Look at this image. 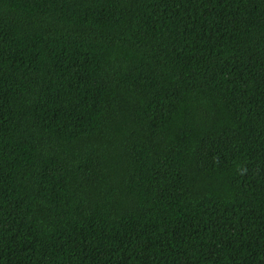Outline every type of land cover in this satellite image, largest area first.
Wrapping results in <instances>:
<instances>
[{
	"label": "trees",
	"instance_id": "obj_1",
	"mask_svg": "<svg viewBox=\"0 0 264 264\" xmlns=\"http://www.w3.org/2000/svg\"><path fill=\"white\" fill-rule=\"evenodd\" d=\"M0 264H264V0H0Z\"/></svg>",
	"mask_w": 264,
	"mask_h": 264
}]
</instances>
